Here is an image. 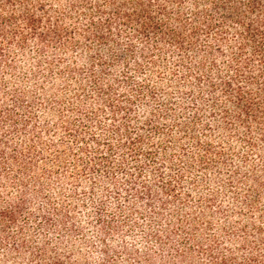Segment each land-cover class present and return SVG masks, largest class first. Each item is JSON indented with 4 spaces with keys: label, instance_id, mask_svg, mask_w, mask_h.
I'll return each mask as SVG.
<instances>
[{
    "label": "rangeland",
    "instance_id": "obj_1",
    "mask_svg": "<svg viewBox=\"0 0 264 264\" xmlns=\"http://www.w3.org/2000/svg\"><path fill=\"white\" fill-rule=\"evenodd\" d=\"M178 1L193 28L186 51L119 36L114 25L97 43L82 18L62 24L74 46L28 37L21 47L9 36L0 209L16 217L0 227V264L207 263L197 249L170 259L176 229L191 221L203 250L264 264V115L247 124L234 97L224 105L219 83L233 72L237 41L232 27L206 32L205 14L221 19L212 0L200 3L198 20L191 0ZM91 70L108 75L102 86ZM260 90L250 88L264 102Z\"/></svg>",
    "mask_w": 264,
    "mask_h": 264
},
{
    "label": "trees",
    "instance_id": "obj_2",
    "mask_svg": "<svg viewBox=\"0 0 264 264\" xmlns=\"http://www.w3.org/2000/svg\"><path fill=\"white\" fill-rule=\"evenodd\" d=\"M204 1L208 0H191V16L194 20L199 19L197 10ZM63 2H66L65 6H62ZM233 3L234 0H212V8L215 13L220 14L221 19L212 21L210 14H205L202 21L205 23L206 32L221 34L222 30L233 28L234 41L237 42L234 43L236 46L231 47L230 66L235 67L229 78L220 81V91L225 98L224 105L234 97L233 103L240 108L238 118L244 119L247 124L254 119L259 124L263 123L264 102H259L250 88L259 85V95L264 96V0H242L240 5ZM181 8V2L178 0H0V63L5 58L3 50L7 47L9 36L21 47L27 43L28 37H32L40 45L65 37L72 40L71 44L74 46V39L67 36L70 34L69 30L62 24L65 20L76 21L80 18L86 19L85 29L91 26L95 28L96 35L93 39L97 43L108 41L106 36L113 30L114 25L119 36L125 35L128 39L135 38L136 41L144 43L166 39L170 46L186 51L192 47L186 31L192 33L193 28L187 17L182 21L179 15ZM227 14L231 17L229 20L225 18ZM95 17L99 19V23ZM173 20L180 24L181 30L177 31L171 27ZM130 29L131 33L128 32ZM97 30H105L107 35L98 34ZM216 50L220 51V46ZM91 74L93 79L96 78L95 87L102 86V82L108 77L102 71L96 74V71L91 70ZM210 86L212 89L217 87L215 84ZM115 108L112 116L119 111ZM15 217V210L0 209V227L8 229V226L14 223ZM197 223L198 221L187 222L186 226L180 225L179 229H176L180 230L177 233L182 237L181 247L178 246L175 252H170V259H184L197 249L196 253L209 257L207 263L200 261V264H236V259L232 256L215 252L214 246L206 251L198 247L202 246V243L197 239ZM160 244L166 246L165 242ZM35 258H38V255ZM258 260V257H251L242 264H257ZM107 262L113 264L112 261ZM50 264L61 263L56 259ZM144 264H151L150 259H146Z\"/></svg>",
    "mask_w": 264,
    "mask_h": 264
}]
</instances>
